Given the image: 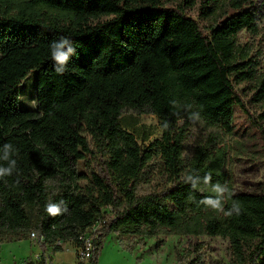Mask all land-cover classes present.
Masks as SVG:
<instances>
[{
    "label": "trees",
    "instance_id": "1",
    "mask_svg": "<svg viewBox=\"0 0 264 264\" xmlns=\"http://www.w3.org/2000/svg\"><path fill=\"white\" fill-rule=\"evenodd\" d=\"M260 12L256 0H0V236L35 233L41 260L28 264H53L48 246L79 250L102 220L89 264L109 234L166 233L221 237L234 264H264V191L234 190L225 144L210 139L185 157L193 124L232 135L237 110L264 151V72L238 38L259 33ZM61 37L75 52L58 73L51 45ZM31 72L35 108L23 109ZM143 114L162 131L148 145ZM158 160L171 186L139 194ZM190 263L205 261L199 253Z\"/></svg>",
    "mask_w": 264,
    "mask_h": 264
},
{
    "label": "rangeland",
    "instance_id": "2",
    "mask_svg": "<svg viewBox=\"0 0 264 264\" xmlns=\"http://www.w3.org/2000/svg\"><path fill=\"white\" fill-rule=\"evenodd\" d=\"M261 4L259 19V33L251 34L243 30L238 38L242 44L253 48V54L258 61L259 72H264V0H256ZM191 14L197 18L194 9ZM202 23H205L202 21ZM237 88L243 95L250 112L257 117L262 112L260 104L251 100L255 89L250 84H241ZM20 107L23 109L35 108L37 98L36 72H31L24 79L20 87ZM134 117L131 111L126 116ZM243 112L237 110L235 116V133L220 134L210 131L203 122L198 121L189 130L185 140V157L190 159L197 146L210 139L225 144L228 147L226 167L235 191L262 192L264 191V151L262 139L255 129L248 123ZM261 119V118H260ZM140 123L146 132L151 133L150 141L159 139L162 131L157 117L153 114L140 116ZM220 146V145H218ZM92 160L90 168L80 163V168L90 170L95 168ZM158 160L151 166V180L139 183L138 193L144 194L154 190H161L171 186L168 173ZM195 243H200L198 250H194ZM64 251L55 252L54 246H48L46 256L53 264H78L82 261L77 247L73 243L63 244ZM201 254L205 263L202 264H234L230 256L229 242L221 237L184 236L176 234H161L158 236H145L143 238L121 234H109L104 239L103 247L99 253V264H191V259ZM41 248L37 238L12 240L8 236H0V264H28L38 263L41 260ZM86 262V261H84ZM85 264V263H84Z\"/></svg>",
    "mask_w": 264,
    "mask_h": 264
},
{
    "label": "clouds",
    "instance_id": "3",
    "mask_svg": "<svg viewBox=\"0 0 264 264\" xmlns=\"http://www.w3.org/2000/svg\"><path fill=\"white\" fill-rule=\"evenodd\" d=\"M75 52L69 37H61L51 45V55L55 61V69L58 73L66 71L70 56ZM49 211L55 213L58 209L51 206Z\"/></svg>",
    "mask_w": 264,
    "mask_h": 264
},
{
    "label": "built area",
    "instance_id": "4",
    "mask_svg": "<svg viewBox=\"0 0 264 264\" xmlns=\"http://www.w3.org/2000/svg\"><path fill=\"white\" fill-rule=\"evenodd\" d=\"M103 224H104V221L102 220H99L98 222L94 223L87 230L86 234L83 237V246L78 251H79V255L81 256L82 261L83 262L86 261L84 262L85 264H89V261L91 257L93 256V253L96 247V240L99 236V232ZM31 236L37 238L35 233H32Z\"/></svg>",
    "mask_w": 264,
    "mask_h": 264
},
{
    "label": "crops",
    "instance_id": "5",
    "mask_svg": "<svg viewBox=\"0 0 264 264\" xmlns=\"http://www.w3.org/2000/svg\"><path fill=\"white\" fill-rule=\"evenodd\" d=\"M53 263V262H52ZM59 264H62V263H59Z\"/></svg>",
    "mask_w": 264,
    "mask_h": 264
}]
</instances>
